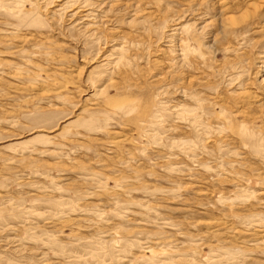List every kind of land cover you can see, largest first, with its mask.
Wrapping results in <instances>:
<instances>
[{
  "label": "rangeland",
  "instance_id": "1",
  "mask_svg": "<svg viewBox=\"0 0 264 264\" xmlns=\"http://www.w3.org/2000/svg\"><path fill=\"white\" fill-rule=\"evenodd\" d=\"M0 264H264V0H0Z\"/></svg>",
  "mask_w": 264,
  "mask_h": 264
}]
</instances>
